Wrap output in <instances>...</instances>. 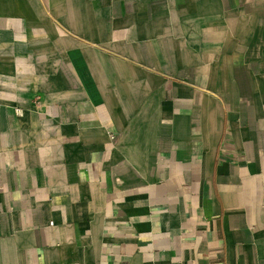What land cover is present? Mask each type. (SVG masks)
Returning <instances> with one entry per match:
<instances>
[{"label": "crops", "instance_id": "obj_1", "mask_svg": "<svg viewBox=\"0 0 264 264\" xmlns=\"http://www.w3.org/2000/svg\"><path fill=\"white\" fill-rule=\"evenodd\" d=\"M0 264H264V0H0Z\"/></svg>", "mask_w": 264, "mask_h": 264}, {"label": "built area", "instance_id": "obj_2", "mask_svg": "<svg viewBox=\"0 0 264 264\" xmlns=\"http://www.w3.org/2000/svg\"><path fill=\"white\" fill-rule=\"evenodd\" d=\"M16 113H20V110L18 108H16Z\"/></svg>", "mask_w": 264, "mask_h": 264}]
</instances>
